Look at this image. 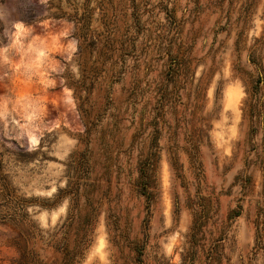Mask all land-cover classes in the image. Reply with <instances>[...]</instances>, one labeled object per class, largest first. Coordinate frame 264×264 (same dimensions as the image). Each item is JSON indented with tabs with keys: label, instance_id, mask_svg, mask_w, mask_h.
Masks as SVG:
<instances>
[{
	"label": "rangeland",
	"instance_id": "rangeland-1",
	"mask_svg": "<svg viewBox=\"0 0 264 264\" xmlns=\"http://www.w3.org/2000/svg\"><path fill=\"white\" fill-rule=\"evenodd\" d=\"M0 264H264V0H0Z\"/></svg>",
	"mask_w": 264,
	"mask_h": 264
},
{
	"label": "trees",
	"instance_id": "trees-1",
	"mask_svg": "<svg viewBox=\"0 0 264 264\" xmlns=\"http://www.w3.org/2000/svg\"><path fill=\"white\" fill-rule=\"evenodd\" d=\"M59 15L73 18V20L75 22V25H76V37L78 38V41H79V53H80V56H84L86 54V52H87V49H91V48L93 49L95 47H98L99 42H100L99 39L98 40L97 39L96 40H92L91 39L90 41H88V39L86 38L87 36L82 34V32L80 31V29H79L80 27L79 26L82 24L81 18H78L76 16H71V15H69L67 13H63V12L61 14H59ZM106 38L108 39V43H110L109 45L112 46L113 42H114V39H113L111 33H109V36L107 35ZM110 46L108 47V51L112 52L113 49ZM81 87L82 88L83 87L86 88L90 92V87L86 86V84H84V83L80 84V88ZM195 226L196 227H200L201 225L200 224L197 225V222H196Z\"/></svg>",
	"mask_w": 264,
	"mask_h": 264
}]
</instances>
